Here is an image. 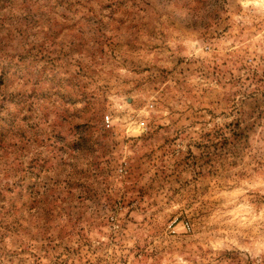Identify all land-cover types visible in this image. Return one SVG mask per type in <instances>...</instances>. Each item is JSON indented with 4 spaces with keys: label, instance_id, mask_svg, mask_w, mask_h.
Segmentation results:
<instances>
[{
    "label": "rangeland",
    "instance_id": "374dc122",
    "mask_svg": "<svg viewBox=\"0 0 264 264\" xmlns=\"http://www.w3.org/2000/svg\"><path fill=\"white\" fill-rule=\"evenodd\" d=\"M0 264H264V0H0Z\"/></svg>",
    "mask_w": 264,
    "mask_h": 264
},
{
    "label": "built area",
    "instance_id": "2783aa9c",
    "mask_svg": "<svg viewBox=\"0 0 264 264\" xmlns=\"http://www.w3.org/2000/svg\"><path fill=\"white\" fill-rule=\"evenodd\" d=\"M102 122H103V124H104L105 127H109L110 124H111V122H110V118H109L108 115H104ZM182 226H183L184 228H186V229L188 228L187 223H183Z\"/></svg>",
    "mask_w": 264,
    "mask_h": 264
}]
</instances>
